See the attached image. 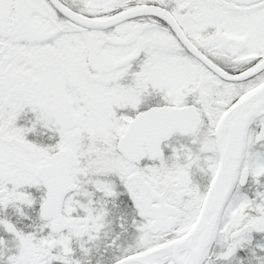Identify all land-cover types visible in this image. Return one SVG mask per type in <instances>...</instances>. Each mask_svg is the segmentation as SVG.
I'll use <instances>...</instances> for the list:
<instances>
[{
  "label": "snow or ice",
  "instance_id": "obj_1",
  "mask_svg": "<svg viewBox=\"0 0 264 264\" xmlns=\"http://www.w3.org/2000/svg\"><path fill=\"white\" fill-rule=\"evenodd\" d=\"M0 264H264V0H0Z\"/></svg>",
  "mask_w": 264,
  "mask_h": 264
}]
</instances>
